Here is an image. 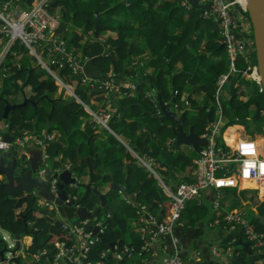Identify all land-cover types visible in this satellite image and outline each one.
Segmentation results:
<instances>
[{
  "label": "trees",
  "instance_id": "1",
  "mask_svg": "<svg viewBox=\"0 0 264 264\" xmlns=\"http://www.w3.org/2000/svg\"><path fill=\"white\" fill-rule=\"evenodd\" d=\"M32 2L33 0H18L15 6L26 8ZM179 3L180 0H46L44 6L50 15L57 17L56 37L65 40L66 48L72 50L71 54L80 59L79 63L83 62V58H89L87 69L93 70L90 71L92 76L103 77L111 69L116 79L123 77L135 81L133 90L122 89L126 93L115 100L116 111L111 114L107 125L127 143L130 138L129 145L138 155H151L157 159L163 150L169 148L170 152L165 155L167 158L171 152L177 151V147L172 148L173 140L168 144L166 142L167 136L174 137L175 124L166 119L160 121L157 117L160 108L155 97L156 91L161 93L164 103L171 107L176 104L175 110L183 108L181 95L186 81L191 84L192 89L206 93V101L202 105L194 99L189 100L191 108L189 114L186 113L184 123L185 127L192 125L195 132L201 133L217 117V78L225 73H228V78L222 85V91H226L228 95L225 96L221 92L219 102L225 125L242 124L246 128L253 125L254 131L262 126L263 133H252L253 137L251 136H257L255 141L260 144L259 142L264 141V117L258 119L254 114L257 105H264V90H259V85L254 90L249 89L239 75L241 71L256 64L248 60L249 54L255 53L254 44L252 43L249 49L247 46L244 56L240 55L247 62L245 69L242 64L236 63L235 59L233 64L236 74L229 72L230 62L226 45L219 30L212 26L211 29L209 24H202L203 15L199 9L187 10ZM246 16L248 17L247 12ZM97 18L99 25L95 27ZM2 28L3 20L0 19V41L5 43L9 37ZM177 28H180L178 33L172 32ZM108 30L116 34L106 35ZM193 33L195 36L191 39ZM97 36L103 38L96 39ZM203 39L206 51L198 53V42ZM39 45L37 47L41 58L57 70L63 80L71 82L73 78L78 79L74 91L88 103V96L92 93H88L87 89H91L80 85L79 75L74 74L68 65V55L56 51L51 41H43ZM28 50L29 48L17 38L11 42L0 62V122L7 124V132L14 129L19 133L26 128L40 134V129H47L53 138L46 141V152L54 168L70 163V168L87 174L89 182L97 188L110 184L111 181L121 184L130 193H135L137 200L148 211L153 212L160 221H165L169 216L170 200L153 174L143 165L137 164V157L113 132L106 128L104 129L109 132L102 131L84 106L72 95L66 94L63 88H59L54 77L41 65L37 56ZM144 52L155 56L150 62L154 65L150 74H144V66L139 63L133 64L134 57ZM60 59L64 62L63 66H58ZM177 62L182 64L180 72L174 71ZM146 78L149 79L148 82L145 81ZM253 82L257 84L256 81ZM19 98L25 99V102L11 109L4 118L5 102H17ZM96 100L104 104L107 98L99 95ZM91 106L97 107L92 103ZM236 127L229 128L226 134L232 133ZM139 129L142 131L137 133ZM153 132L158 136V140L152 136ZM232 136L231 134L230 137ZM218 141H222L220 137ZM59 155L60 158H56ZM159 160V166L155 168L162 180L168 183L164 176L166 171L162 170L163 166L168 169V164L165 163L167 160ZM174 162L189 166L191 157L184 152H178L172 157L171 163ZM184 169L185 167L182 171ZM183 177L191 180L186 171L183 172ZM175 185L171 187L174 188ZM243 186L238 189L223 186L221 204L224 203V198L234 196L233 204L251 215L257 229H263L264 224L254 217L252 206L264 215V199L258 197L256 190ZM247 190L250 191L249 198L246 195ZM119 195L115 189L108 193L110 198H119L123 210L112 213L108 207L104 208L108 214L102 226L106 241L97 240L92 244L87 260L97 264H127L129 258L126 251L131 249L140 258L138 264H146L145 260H141L142 256L153 252L152 247L158 240L150 242L148 249L142 248L145 239L134 233L128 232L130 242L122 240L127 231L123 213L132 205ZM243 198L249 200L248 204H244ZM82 203L88 208L94 207L89 198L83 199ZM63 210L65 211L64 208ZM192 214L195 216L192 217ZM199 215H205L199 208L183 211L182 224L192 225ZM98 216L100 219L101 214ZM27 222L34 224L33 234L40 239L47 237L53 242L74 244L72 236L62 228L60 220L41 216L40 211L33 205L31 195L24 194L22 199L17 201L16 197L6 194L5 186L0 185V225L13 234H21L24 233ZM227 232L220 242L221 247L231 246L236 256L248 254L235 244L239 232ZM109 242L115 243L114 249L110 248ZM121 253L125 255L121 256Z\"/></svg>",
  "mask_w": 264,
  "mask_h": 264
},
{
  "label": "built area",
  "instance_id": "2",
  "mask_svg": "<svg viewBox=\"0 0 264 264\" xmlns=\"http://www.w3.org/2000/svg\"><path fill=\"white\" fill-rule=\"evenodd\" d=\"M200 1L207 2L210 5V11H204V14H212L214 17H217L219 32L226 45V51L230 62L229 72L236 71L233 64L234 60L239 53L245 55L246 47L241 39L242 37L237 35V31L240 30L239 27L243 26V21L234 13L233 6L236 5L240 10H242V12H247L245 0ZM16 2H18V0L0 1V19L3 20L2 31L9 37L8 40L10 43L18 38L29 49H31L33 46L39 45L43 41H51L52 46L56 51L68 55V65L72 68L74 74L79 75L80 82L82 81L83 84L87 83L90 88L102 90L104 96H108L111 93L124 94L126 91H123V88H128L130 90L135 88V83L133 81L125 78L124 80H118L110 71L108 72V78L106 80H93L92 78L81 74L82 64L78 62L80 59L71 54L73 51H68L64 39L54 36L55 27L58 23L57 17L48 13L46 7L44 6L46 0H34L32 4L26 8H19L17 5L15 6ZM181 3L183 6H188V4H185V0H181ZM3 57L4 55L1 56L0 62ZM83 60H85V58H83ZM52 62L56 63V61ZM47 64H45V69L57 82L61 83L63 86H70V84L66 83L59 76L57 70L51 68ZM63 65L64 62L60 59L58 61V66ZM75 65H81V67L76 68ZM250 69L251 72L248 74L254 78L256 83L260 84L259 90H262L257 65L254 64L250 67ZM254 75L256 76V79ZM227 77L228 73H225L221 75L217 81L215 90V100L218 104L216 111L217 117L205 127L203 132L199 133L200 136L207 139V143L199 148L198 157L195 159L193 163L194 168L190 173V175H193L191 176L192 179L181 180L174 188L169 186L167 187L163 184V187L170 199V214L168 219L162 222H157L151 217V220H153L151 223L155 224L156 228L154 231L149 228H145V225L141 227V231L144 233H146L145 230L151 231L149 238L144 241L142 246L143 249H148L150 242L156 241L158 235L170 233L171 228L175 223L180 224L181 213L186 207L187 201L193 197L198 198L202 191L206 188L216 189L213 206L217 209L221 206L220 191L218 188L223 186L239 187V183L242 180L252 183V185L246 186V188L256 190L259 195L262 192V198H264L263 149L258 148L252 137H247L249 140L241 142L238 147H232L223 140L227 125H225L223 112L220 108L219 96L222 92V85L226 82ZM72 81L77 83L78 79H72ZM88 110L94 119L104 125H106L111 112L115 111L114 108H110L107 105L105 107L99 106L96 111L90 108H88ZM223 125H225L224 129L222 128ZM7 130V124L3 123L0 128V150L6 151L11 148L23 149L29 143H32L35 147H39L42 150L41 163H47L49 157L45 153L46 145L44 142L46 139H51V135L47 134L44 137H38L36 133L26 128H23L19 133H17L14 129L9 132H7ZM5 133H9L13 136L11 141L3 138V134ZM219 137L220 140H222L220 142L218 141ZM244 147H246L247 150H244ZM136 156L140 163L150 167L151 169L150 163H148L144 156H140L138 154H136ZM221 171H223V173ZM44 172L45 167L39 170L40 174H43ZM49 185V190L52 193H55V179H52ZM138 209L139 211H143L148 214L143 205H139ZM220 222L223 223L226 230L238 231L240 233L239 236H242L243 239L248 241L249 246L254 252L264 253V228L257 229L255 222L246 210L240 207L225 210ZM62 226L68 230L67 222H64ZM70 231L71 233L73 232L75 237L74 244L66 245L63 242H56L57 249L54 255V260L57 262L60 257L66 256L71 260V264H97V262L92 263L87 260L90 247L97 240V237L91 232L85 231L82 227L75 226L73 230ZM172 240L176 241V238L173 237ZM127 253L128 256L134 255V252L131 249L127 250ZM220 254L221 255H219V257L222 259L223 254L221 252ZM194 259L195 254L191 253L186 257H183L180 254L178 247H176L173 253L164 255L161 261L157 264H184L185 260H190L192 264H199ZM146 264L153 263L148 261Z\"/></svg>",
  "mask_w": 264,
  "mask_h": 264
},
{
  "label": "crops",
  "instance_id": "3",
  "mask_svg": "<svg viewBox=\"0 0 264 264\" xmlns=\"http://www.w3.org/2000/svg\"><path fill=\"white\" fill-rule=\"evenodd\" d=\"M179 4L184 9H187V10L193 9L187 0H185V4H188V6H183L181 3V0H180ZM18 7L21 8V6H19V5H18ZM233 10H234V13L236 15H238L240 17V19L243 21V26H244V27L243 26L239 27L240 30L237 31V35L242 37L241 39L243 40L245 47L247 48V46H248L247 49H249V47H252L251 45L253 43V37L251 34L252 29H251V24H250L249 18L246 16V12H242V10H240L236 5L233 6ZM201 14L203 15L202 16L203 18H209L211 20L208 23L210 28L212 26V28L215 27L217 30H219L218 20L212 19L214 17L212 14L211 15L210 14H204V13H201ZM174 31H176L175 33H178V31H180V28H177V30L173 29L172 32H174ZM109 32L110 33H108V34L113 35V36L116 34L114 31H109ZM194 36H195V33H193V36L191 37V39H194ZM197 51H198V53L199 52L202 53V52L206 51L205 50V39H203L200 43L198 42ZM145 52L143 54L135 56L134 60H133V64L139 63L141 66H144L142 72L144 74L145 73L150 74L154 69L153 68L154 65L150 64V62H151V60L154 59L155 56L153 54H148ZM208 55H209V53H208ZM241 55L244 56V54H241ZM83 64H84V67L82 68V71L85 74V76H88L89 78L94 77L90 73V71H93V70L87 69L88 61L85 63V60H84ZM110 71H112V70L110 69ZM174 71L175 72L182 71V64L180 62L176 63ZM94 78H96V77H94ZM74 79H76V78H73V80ZM146 79H148V78H146ZM1 80L2 79H0V85L2 83ZM118 80H124V78L119 77ZM133 82L135 83V81H133ZM83 85H84V87L88 86V84H86V83H84ZM135 86H136V83H135ZM87 92L89 93L88 89H87ZM174 92H175V90H174ZM182 92H183L182 97H181L182 107H183L182 109L175 110L174 106H176V104H174L172 107L169 104L168 105L170 106L171 109H174L178 114H180L185 109L189 114V108H191V104H190L189 100L194 99L195 102L200 104L201 103L199 101L200 95H199V92L192 89L191 84L187 81L185 82V84L183 86ZM96 96H98V95H95V96L89 95L88 96L89 100L87 101L88 104H91V103L96 104L97 107L99 105H102L103 103H100L96 100ZM110 98H111V102L113 103V105H110L109 101H108V104L111 106V108H114L116 106L115 100L117 98H119V96L118 95H112V96H110ZM16 100H17V97H16ZM22 101H23V99L19 98V101L13 102V103H21ZM47 107H49V105H47ZM3 123L4 122H2V123L0 122V128H1ZM168 124H170V122H168ZM233 125H235L237 127L232 131V133L226 134L227 128L230 126L234 127ZM233 125L231 124V125L227 126V128L225 129V132H224L223 140L227 144H230L232 147L233 146L238 147L241 142L249 140L247 138L249 136H247V133H245V132H244V135H242L241 132L238 131V128L242 129L240 124H233ZM187 126L189 127V125H187ZM187 126L186 127L184 126V127L187 129L188 128ZM235 130H237V131H235ZM140 131H142V130H140V129L137 130V133H140ZM46 132H47V129H45V133ZM34 133H37V132H34ZM231 134L233 135L232 138L230 137ZM152 136L156 140L159 139L158 136L156 135V133H154V132H153ZM174 138L175 137L167 136V138H166L167 144L170 143L172 140L174 142ZM119 139L123 140V142H125V144H126L127 149L130 152H132L135 157H137L136 156L137 153L135 151H133L132 148H128L130 146L129 145L130 138H128L129 139L128 143L121 136L119 137ZM181 146L182 145L177 147V151L174 150L173 153L171 152V154L167 158H165V155L168 154V151L170 152L169 148H166L165 150H163L164 152L159 154L157 159L152 157L151 155H147V156L144 155L145 159L148 161V163H150L151 169L153 170L151 173L157 179L158 183L161 186L164 184L167 187L168 186L171 187V186L177 184L178 182H180L181 180L185 179L183 177V172L186 171L189 173V175L192 172V170L194 168L193 163H194L195 159H197V157H198L199 149L196 150L189 145H187L186 147L185 146L181 147ZM35 148L36 147L32 143H29L23 149L11 148L9 150H6V151L2 150V151H3V153L7 154L6 155L7 161L10 160L12 157H17V159H20L21 161L25 160V162H28V158L31 156L30 150H33ZM172 148H173V146H172ZM186 148L193 151L192 156L189 155L187 150H185ZM243 149L247 150L246 147H244ZM178 152H184L185 154H187L191 157V164L189 166L188 165H181L180 162L171 163L173 155H175V153H178ZM262 152L264 153V148H263ZM56 158H60V155L56 156ZM159 159H161V160L164 159L162 161L167 160L165 163L168 164V169H165V166H163L162 170L164 172L166 171V173H164V176L168 179V183H165L162 180L159 172L155 168V166H159V161H160ZM137 160H138V158H137ZM47 163H49L50 166L52 167L53 163H51V161L49 159L47 160ZM47 163L45 164L46 166H48ZM69 164L70 163L62 164L61 165L62 167H60V169H64V168L69 167ZM124 164H126V163H124ZM137 164L143 165L142 163L139 162V160H138ZM143 166L147 167L145 165H143ZM39 167H41V166L39 165ZM183 167H185V169L182 171ZM72 175L75 176L76 178L78 177L77 179L80 181V183H85V184L90 183L87 174L76 172L73 169ZM190 176H193V175L191 174ZM0 179L5 181L6 176L0 175ZM191 179H192V177H191ZM111 182H113V181H111ZM239 184H240V186H239L240 188H241V185H245V186L252 185L251 183H249L245 180H242ZM117 185L124 187L121 184H117ZM91 186L96 187L95 185H92V184H91ZM245 186H243V187H245ZM233 187H235V186H233ZM80 188L82 190H80L79 196L80 197L83 196V199L89 198L90 200H92V202L94 204L93 205L94 207H92V208H88L87 206L86 207L88 209H90L91 211H93V209L99 207L100 200L97 198L96 194L93 191H90V193L88 195L87 193L84 192L83 187H80ZM236 188L238 189V187H236ZM97 189H99L102 192H107V205H108L107 207H108L109 211H111L112 213H117V212L123 210V207L120 204L118 197H114L112 201L109 200L110 197H108V193L111 190L110 184L101 185L100 188H97ZM218 189L220 191V196H221L223 187H219ZM115 190H117V189H115ZM117 191L120 194H122V197L129 203L131 201L140 202L137 200L135 193H130L127 190L129 192V195H126V194L120 192L119 190H117ZM163 191L165 194H167L164 188H163ZM247 191H248V194H246V195H247V198H249L250 197V194H249L250 191L249 190H247ZM257 195L261 200L264 199V198H262L263 197L262 192L260 195L257 193ZM215 196H216V189L215 188H206L202 191V193L200 194V196L198 198H196V197L190 198L187 202L185 210H187L189 208H199V210L204 212L205 215L204 216L199 215V218L194 220L192 225H189V224L183 225L182 224V225L174 227L173 231H172V235H173L172 237H170L169 235L161 236V239L158 240L154 244V246L152 247L153 252L144 254L142 256L141 260L142 261L145 260L146 263L148 260H151V262L153 264H157L161 261V259L164 255L173 253L174 250L176 249V247H178L180 254L183 257H186L188 254H191V253L195 254L194 260L196 262H198L199 264H264V253L263 252H254L252 255L246 254V255L236 256V254H235L236 252L235 253L233 252V248L231 246H227L225 248L221 247L220 242L228 232L225 229L223 223L220 222V220H221L222 216L224 215L225 210H228L231 208H236L237 206H235L233 204L234 201H232L234 199V196H230V197L224 198L225 204L224 203L221 204V206L217 209L213 206V200H214ZM36 197L37 198H36V201L34 203V207L36 209L37 208L40 209L41 214L49 215L52 220L56 219L58 215L59 216L61 215V214H59V212H56V211H50V210L44 211L46 207H45V201H43L42 199H45V197H43L42 195H39V194ZM122 197H121V199H122ZM248 201L249 200L247 199L244 202H248ZM107 207H100V210L96 214V216L100 215L101 213H104L105 212L104 208H107ZM185 210H184V212H185ZM60 212H63V211L60 210ZM107 215L108 214H106V213H104V215L102 214L99 221H105L106 222ZM123 215L126 219L127 231L125 232L124 238H122V240L125 239V241L130 242V240H128L129 239L128 238V232L134 233L140 237H144L145 233L143 231H141V227H142V225H144L148 221L146 213L143 211H140V214H138L137 212H135L134 207L131 206V208L126 213L124 212ZM102 216H103V218H102ZM194 216H195V214H192V217H194ZM29 224L32 225V222H29ZM145 232H146V230H145ZM10 235H11V233H10ZM173 237L176 238V241L172 240ZM237 237H239V233H237ZM44 238L45 237H41V239H40L39 237L35 236L32 232H26V233L20 234V244L22 246L21 251L22 250L24 251L26 249H28V250L30 249L32 252V255L38 259L41 253H43L45 251L46 252L51 251V249L53 248L52 243H50V239L47 237L45 239ZM14 241H15V239H14ZM33 242L42 244L41 249L37 248V247L30 248L31 247L30 245L33 244ZM113 244H115V243H113ZM214 248H216L217 251H215ZM218 248H221L222 251H221V249H218ZM220 252L223 254L222 259L219 257V255H221ZM53 254H54V251L52 252V255ZM121 256H124V255H121ZM128 258H129V261L127 264H138L139 263L140 258L137 254H134L133 256H128ZM37 264H46V263L43 260H39L37 262ZM54 264H71V260L69 259V257L62 256V257H60V259H58L57 263L54 261ZM184 264H192V262L190 260L189 261L185 260Z\"/></svg>",
  "mask_w": 264,
  "mask_h": 264
},
{
  "label": "water",
  "instance_id": "4",
  "mask_svg": "<svg viewBox=\"0 0 264 264\" xmlns=\"http://www.w3.org/2000/svg\"><path fill=\"white\" fill-rule=\"evenodd\" d=\"M187 1L192 8L199 9L200 13H203L204 11H210V5L207 2H201L200 0ZM245 3L247 15L252 29L256 65L260 77L262 87L261 89L264 90V0H245ZM212 19L217 20V17H213ZM98 25L99 18L96 19L95 27ZM246 71L250 73L251 69L248 68ZM99 78L107 79L108 77L103 76ZM172 80L173 77L171 78V81ZM145 81L148 82L149 79H145ZM155 97L160 108V114L157 115L159 120H169L176 126L174 130L175 138L172 145L173 148H176L180 145H189L198 150L199 146L205 145L207 143V139L195 132L192 125H190L187 129L184 127L187 112L186 109L178 114L175 110H172L167 103L163 102L161 93L159 91L155 92ZM24 102L25 99H23L21 103H11L8 101L5 102L3 107V117L6 118L11 109L20 106ZM259 111H263L264 117V105H257L254 116H257ZM3 138L11 141L13 136L9 133H5L3 134ZM30 152L31 156L28 158V162H25V160L21 161L20 159H17V157H12L7 161V154L0 150V175L6 176L5 181L0 179V185L5 186L6 194L11 197H16L17 201H20L24 194L31 195L32 192H39L40 194L52 199L54 203L60 208L63 207L66 213L74 218V222L76 224H82L85 231H91L99 238V240L106 241L105 235L101 231V226L104 225L105 221H102L99 224L94 223V221L97 220L96 214L99 212L100 207L108 206L107 192L99 191L96 187H92L90 183H80V181H78L77 178L72 175L71 168H64L54 173V176L58 177L57 195L49 193L48 181L51 178L52 170L48 169L44 179L38 175H35L36 170L42 161V151L40 148H35L30 150ZM80 187L84 188L85 193L93 191L96 194L97 198L100 200L99 207L91 211L81 203L83 196H79ZM110 188L117 189L120 192L129 195V192L124 187L117 185L114 182L110 183ZM31 196L34 201L36 194L33 193ZM253 210L254 217L259 223L264 224V215L254 207ZM24 232L33 233L32 228H29L27 223H25ZM4 239V235L0 237V264H37L39 260H43L46 264H54L52 256L54 248H52L51 251H45L41 253L37 259L32 255L30 249L21 251L22 246L20 244V233L14 234V238H11V243H7ZM235 244L239 245L248 254L254 253L253 249L249 246L248 241L243 239L242 236H239L236 239ZM31 245L40 249L42 247V244L36 242H33ZM109 245L111 249H113L114 244L109 242Z\"/></svg>",
  "mask_w": 264,
  "mask_h": 264
},
{
  "label": "clouds",
  "instance_id": "5",
  "mask_svg": "<svg viewBox=\"0 0 264 264\" xmlns=\"http://www.w3.org/2000/svg\"><path fill=\"white\" fill-rule=\"evenodd\" d=\"M34 1V0H33ZM247 70V69H246ZM109 72V71H108ZM110 72H112L113 73V71H110ZM114 74V73H113ZM106 77H108V73L105 75ZM114 77H116L115 76V74H114ZM106 80V79H101V78H94V80ZM56 81V80H55ZM65 82H68V81H66V80H64ZM57 82V81H56ZM58 83V82H57ZM58 85H60L59 83H58ZM62 87H65V88H67L69 91H70V95H72L77 101H79L83 106H84V108L89 112V110H88V108H90V109H93L94 111H96L98 108H99V106H102V107H105L107 104H108V101L110 102L109 104L110 105H113L112 104V102H111V98H110V96H112V95H118L119 97H121L122 95H124V94H115V93H111V94H109L108 96H104L103 95V93H102V90H100V89H97V88H90L89 87V85H88V87L91 89V90H89V93L91 94L92 93V95L91 96H95V95H102V96H104V97H106L107 98V101L104 103V104H102V105H99L97 108H93L92 106H91V104H88V103H86L85 101H83L76 93H75V91H74V89H70V86L69 87H66V86H59V88H62ZM93 90V91H92ZM107 105L108 107H110L111 108V106L110 105ZM87 107V108H86ZM114 109H115V111H116V107H114ZM115 111H113V112H111V114L112 113H114ZM90 113V112H89ZM91 114V113H90ZM159 114H160V112H159ZM92 115V114H91ZM111 116V115H110ZM93 117V116H92ZM110 118V117H109ZM108 118V119H109ZM94 119V118H93ZM94 120H96V119H94ZM108 121V120H107ZM107 128H109L108 127V125H107V122H106V125H105ZM110 129V128H109ZM110 131L111 132H113L111 129H110ZM114 133V132H113ZM37 134V136L38 137H44L45 135H51V134H49L48 132H46V133H41V134H39V133H36ZM115 134V133H114ZM116 135V137H120L118 134H115ZM52 136V135H51ZM49 139H46L45 140V145H47V143H46V141H48ZM36 148H39V147H36ZM128 148H131L130 146L128 147ZM41 149V148H40ZM42 151V150H41ZM3 152V151H2ZM45 153L47 154V152L45 151ZM48 155V154H47ZM46 163H40L39 165L41 166V167H38L37 168V170H36V173H35V175H38V176H40L41 178H43L44 179V176H45V174H46V172L48 171V169H50V170H52V172H51V178L49 179V181H48V192L49 193H51V194H53V195H57V193H58V188H57V181H58V177L57 176H54V173L56 172V171H59V170H61L60 168H54L53 166L51 167L50 166V164H48L47 163V165L48 166H46L45 165ZM45 167V172L43 173V174H40L39 173V170L40 169H42L43 167ZM67 168H69L70 169V167H67ZM71 170H72V168H71ZM78 178V177H77ZM52 179H55V186H56V192L55 193H52L50 190H49V188H50V182H51V180ZM78 180V179H77ZM79 181V180H78ZM162 187H163V185H162ZM164 188V187H163ZM171 188H173V187H171ZM245 188H246V186H245ZM248 189V188H247ZM79 192H80V189H79ZM33 193H35L36 194V196L39 194V195H42V194H40L39 192H32L31 193V195L33 194ZM88 193H90V192H88ZM167 195V194H166ZM43 197H45V199H42L43 201H45V210L44 211H46V210H50V211H56V212H59V214H61L59 217L57 216V218L56 219H54V220H60L61 221V225H63V223L64 222H67L68 223V230H66L65 228H63V226H62V228L64 229V230H66L71 236H72V238H73V240H75V237H74V234H73V232L71 233V231L70 230H73V228L76 226V227H82L83 228V226H82V224H76L75 222H74V218H72L71 216H69L68 215V213H66V211H64L63 210V207H59V206H57L55 203H54V201L52 200V199H50L49 197H47V196H45V195H42ZM168 196V195H167ZM36 198L37 197H35V200L33 201V205H34V203H35V201H36ZM168 198H169V196H168ZM170 200V199H169ZM188 202V201H187ZM82 203V202H81ZM83 204V203H82ZM130 204L132 205V207H134V209H135V212H137L138 214H140V211H139V209H138V206L139 205H143L142 203H140V202H137V201H131L130 202ZM187 205V204H186ZM86 206V205H85ZM144 206V205H143ZM144 208H145V210H146V212H148V214H146L147 215V219H148V221H147V223H145L144 225V227L145 228H149L150 230H152V231H154L156 228H155V224H153V223H151L153 220H156L157 222H162V221H160L157 217H156V215H154V213L153 212H150V211H148L147 209H146V207L144 206ZM186 208V207H185ZM185 208H184V210H185ZM252 208H253V206H252ZM38 209V208H37ZM39 211H40V214H41V210L40 209H38ZM60 210H62L63 212H60ZM183 210V211H184ZM183 211H182V213H183ZM182 213H181V215H182ZM169 214H170V211H169ZM41 216H46L47 218H50L51 219V217L49 216V215H46V214H41ZM151 217L153 218V220H151ZM169 217V216H168ZM168 219V218H167ZM166 219V220H167ZM100 219H99V216H97V220H95L94 221V223H97V224H99L100 222H102V221H99ZM106 220V219H105ZM165 220V221H166ZM180 221H181V223L180 224H174L173 226H172V228H171V231H170V233H167V234H165V233H163V234H160V235H158V237H157V240H160L161 239V236H163V235H169L170 237H172L173 235H172V231H173V228L174 227H176V226H179V225H182V220H181V217H180ZM27 224H28V226H29V228H32V230L33 231H35L34 230V224L32 225V226H30L31 224H29V222H27ZM105 224V223H104ZM143 226V225H142ZM84 229V228H83ZM85 230V229H84ZM150 230H148V231H146V233H145V236L144 237H141L142 239H148L149 238V234H150ZM101 231H102V226H101ZM89 232H91V231H89ZM103 232V231H102ZM25 233V232H24ZM92 233V232H91ZM22 234V233H21ZM93 234V233H92ZM94 236H96L95 234H93ZM97 237V236H96ZM97 240H99V238L97 237ZM96 240V241H97ZM156 240V241H157ZM95 241V242H96ZM94 242V243H95ZM50 243H52V245H53V248H54V254L52 255L53 256V260H54V255H55V252H56V249H57V247H56V242H53V241H50ZM93 243V244H94ZM31 247L30 248H33L32 247V245H30ZM115 248V244H114V246H113V249ZM215 250H216V248H214ZM218 249H221V248H218ZM127 250H129V249H127ZM221 251H222V249H221ZM121 255H125V254H123V253H121ZM126 255L128 256V253H127V251H126ZM55 261V260H54ZM148 261H151V260H148ZM147 261V262H148ZM56 262V261H55ZM57 263V262H56Z\"/></svg>",
  "mask_w": 264,
  "mask_h": 264
},
{
  "label": "rangeland",
  "instance_id": "6",
  "mask_svg": "<svg viewBox=\"0 0 264 264\" xmlns=\"http://www.w3.org/2000/svg\"><path fill=\"white\" fill-rule=\"evenodd\" d=\"M202 24H207L208 25V23L210 22V20H209V18H203L202 17ZM109 31H111V30H108L105 34L107 35L108 33H110ZM105 34H103V35H105ZM54 36H56V35H54ZM103 38V36H97L96 37V39H102ZM0 44H1V47H0V58H1V56L2 55H5L6 54V52H7V50H8V48H9V46L11 45V43L9 42V40L7 39V41L5 42V43H3L2 41H0ZM39 47H40V45H39ZM39 47H37V45H35V46H33V48H31V49H29L28 50V52L29 53H31V54H34V55H36L37 56V58H38V61L39 62H41V64H42V66L45 68V64H47L42 58H41V54H40V52H39ZM69 51V50H68ZM72 51V50H71ZM79 54H80V52L79 51H77ZM241 54L239 53L238 55H237V57H236V63H239V64H242L241 66L244 68L245 67V65H247V62L246 61H244L243 60V57L242 56H240ZM4 58V57H3ZM3 60V59H2ZM89 60V58H87V57H85V63L87 62ZM252 64H254V63H256V55H255V53H251V54H249V59H248ZM84 60H83V62L81 63L82 64V68L84 67ZM48 65V64H47ZM49 66V65H48ZM76 66V68H80L81 67V65H75ZM245 69V68H244ZM231 73H234V74H236V72L235 71H232ZM81 74H84L83 73V71H82V73ZM85 75V74H84ZM240 76H241V78L243 79V83L246 85V86H248L249 87V89H251V90H254L255 89V87L257 86L258 87V85H260V84H256L255 85V83L253 82V80H254V78L250 75V74H248V72L245 70V71H241V74H239ZM220 77V76H219ZM219 77L217 78V81H218V79H219ZM254 77H255V79H256V76L254 75ZM228 78V77H227ZM227 81V80H226ZM255 81V80H254ZM59 83V82H58ZM66 83H68V84H70V89H74V87H76L77 86V84H76V82L75 81H72L71 80V82H66ZM78 83V82H77ZM60 85L59 86H62V84L61 83H59ZM80 85H82V86H84L83 85V82L81 81L80 82ZM66 87H69V85H66ZM256 87V88H257ZM63 89H64V92L66 93V94H70V91L67 89V88H65V87H62ZM183 93V92H182ZM222 93H223V95H225V96H227L228 94L226 93V91H222ZM199 98H200V104H204V102L206 101V93H204V92H200L199 93ZM181 97H182V95H181ZM203 97V98H202ZM219 97H221V96H219ZM205 98V99H204ZM194 114H196L195 112H193ZM90 114V113H89ZM90 116L92 117V115L90 114ZM93 118V117H92ZM257 118L259 119V118H263V111H259V113H258V115H257ZM263 121H264V118L262 119ZM96 121V123L98 124V127H100V129L102 130V131H105V133H107V132H109V131H107L106 129H108V130H110L109 128H107L104 124H102L101 122H99V121H97V120H95ZM187 121H188V119H187ZM189 122V121H188ZM166 123H168V121H166ZM241 125V127H242V129H239L238 128V131L239 132H241V134L242 135H244V132L245 133H247V136H249V137H253V134L252 133H261L262 131H263V127L262 126H260L259 127V129H256L255 128V131H254V129H253V125H251V127L250 128H246L244 125H242V124H240ZM224 126L225 125H223V129H224ZM227 126H229V125H227ZM233 126H235V125H233ZM232 126H230L229 128H231ZM104 128H106V129H104ZM229 128H227V131L229 130ZM223 129H222V131H223ZM235 131H237V130H235ZM41 133H45V129L43 128V129H40V134ZM263 133V132H262ZM51 138H53V136H51ZM257 138V136L255 137V138H253L254 140ZM256 142V141H255ZM260 144H258V143H256V145L258 146V148H261V149H263L264 148V141H261V142H259ZM186 147L187 145H182L181 147ZM182 149V148H181ZM185 150H187L188 151V153H189V155H193V151L192 150H189V149H185ZM49 164V163H48ZM147 168V167H146ZM150 172H152L153 170L152 169H150V167H148L147 168ZM162 184V183H161ZM80 190H82L81 188H80ZM119 196H122V194H120ZM246 199V198H245ZM109 200L110 201H112L113 200V198H109ZM243 200H244V198H243ZM245 201V200H244ZM244 204H248V202H245ZM243 209V208H242ZM105 213V212H104ZM104 213H101V215L103 214L104 215ZM249 216H251V215H249ZM102 218H103V216H102ZM10 233H11V235H10ZM5 236V241L7 242V243H11L12 242V239L11 238H14V234L11 232V231H9V230H7V229H3V227L0 225V237H2V236ZM46 238V237H45ZM44 238V239H45Z\"/></svg>",
  "mask_w": 264,
  "mask_h": 264
},
{
  "label": "bare ground",
  "instance_id": "7",
  "mask_svg": "<svg viewBox=\"0 0 264 264\" xmlns=\"http://www.w3.org/2000/svg\"><path fill=\"white\" fill-rule=\"evenodd\" d=\"M229 128V127H228ZM121 140V139H120ZM122 142H123V140H121ZM124 144H125V142H124ZM126 145V144H125ZM245 186V185H244Z\"/></svg>",
  "mask_w": 264,
  "mask_h": 264
}]
</instances>
